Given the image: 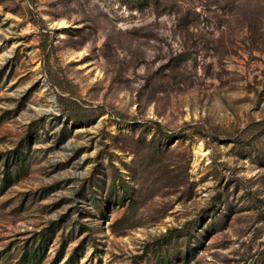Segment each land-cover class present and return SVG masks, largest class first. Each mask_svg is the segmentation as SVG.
Listing matches in <instances>:
<instances>
[{"label":"rangeland","instance_id":"rangeland-1","mask_svg":"<svg viewBox=\"0 0 264 264\" xmlns=\"http://www.w3.org/2000/svg\"><path fill=\"white\" fill-rule=\"evenodd\" d=\"M261 121L264 0H0V264H264Z\"/></svg>","mask_w":264,"mask_h":264},{"label":"trees","instance_id":"trees-1","mask_svg":"<svg viewBox=\"0 0 264 264\" xmlns=\"http://www.w3.org/2000/svg\"><path fill=\"white\" fill-rule=\"evenodd\" d=\"M263 128H264V121L256 122V123L248 126L244 132H245V135L249 136L251 133H256V131L262 130Z\"/></svg>","mask_w":264,"mask_h":264}]
</instances>
